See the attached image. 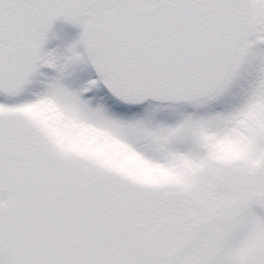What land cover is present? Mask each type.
Listing matches in <instances>:
<instances>
[{
    "label": "snow or ice",
    "instance_id": "6c2138e0",
    "mask_svg": "<svg viewBox=\"0 0 264 264\" xmlns=\"http://www.w3.org/2000/svg\"><path fill=\"white\" fill-rule=\"evenodd\" d=\"M0 264H264V0H0Z\"/></svg>",
    "mask_w": 264,
    "mask_h": 264
},
{
    "label": "rangeland",
    "instance_id": "374dc122",
    "mask_svg": "<svg viewBox=\"0 0 264 264\" xmlns=\"http://www.w3.org/2000/svg\"><path fill=\"white\" fill-rule=\"evenodd\" d=\"M80 29L74 25L67 24L63 21H57L53 27L52 33L46 48L57 49L63 52L68 46L75 43L80 34Z\"/></svg>",
    "mask_w": 264,
    "mask_h": 264
}]
</instances>
